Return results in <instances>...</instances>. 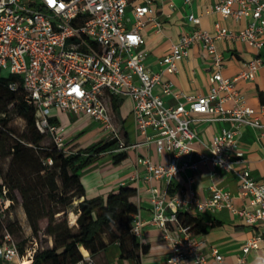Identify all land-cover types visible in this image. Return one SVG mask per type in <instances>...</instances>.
Segmentation results:
<instances>
[{
	"label": "built area",
	"instance_id": "built-area-1",
	"mask_svg": "<svg viewBox=\"0 0 264 264\" xmlns=\"http://www.w3.org/2000/svg\"><path fill=\"white\" fill-rule=\"evenodd\" d=\"M189 3L190 0H184ZM131 7L132 21L127 25L126 10ZM212 10L223 17L251 20L239 31L214 24L210 33L198 27V17L188 14L192 24L172 43L169 51L158 63V71L145 65L146 49L141 33L146 18L154 13L153 0H0V74L18 76L26 94V100L35 109V125L47 134L54 145L67 151L63 137L64 128L50 121L51 110L83 115L102 124L117 138L110 152L136 149L140 144L155 143L156 151L170 154L168 163H154L149 157L136 154V164L142 165L148 177L170 181L185 170H196L200 163L233 173L239 180L240 193L249 196L253 209L236 207L228 191L214 187L210 196L201 201L192 189L188 197L171 196L156 190L150 198L151 223L162 230V238L170 245L165 264H227L215 247L210 248L213 263H208L201 251V240L189 225L178 221L180 206L189 205L197 211L226 207L245 224H260V231L247 238L241 254L234 264H244L245 256L264 240V184L257 183L248 167L237 166L234 155L239 152L238 135L241 127L262 126L260 115L264 105L255 110L245 102L244 95L235 86L237 79H252L257 69L264 67V59L258 55L246 63V68L233 77L222 74L223 56L216 51L214 40L236 39L255 47L264 46L259 35L264 33V0H219ZM157 30L160 22L154 21ZM200 43L210 55L213 67L211 86L206 94L192 95L176 91L171 80H163V74L177 71V61L189 54V48ZM159 86L164 94L177 99L176 104L166 105L154 92ZM128 96L136 138L132 142L122 140L113 126L108 102L113 97ZM230 101V106L224 103ZM230 122L222 127L208 145L204 154L194 143L200 138L193 128L199 120ZM48 164L52 163L47 158ZM192 182V177L187 178ZM0 197L1 216L11 204ZM167 208L170 209L167 212ZM144 221L139 211L131 215L130 231L140 239ZM38 246L31 237L29 248L20 253L17 240L4 231L0 240V260L12 264H29ZM73 264H96L93 256L81 248V258Z\"/></svg>",
	"mask_w": 264,
	"mask_h": 264
},
{
	"label": "crops",
	"instance_id": "crops-1",
	"mask_svg": "<svg viewBox=\"0 0 264 264\" xmlns=\"http://www.w3.org/2000/svg\"><path fill=\"white\" fill-rule=\"evenodd\" d=\"M138 0H134L137 2ZM219 0H153L154 13L151 18H146V25L141 33L144 38L146 49L145 65L151 71H158L159 59L165 55L172 43L193 26L187 20V15L192 13L198 17V27L204 31L213 33L214 24L217 22L228 29L239 31L245 28L251 20L250 16L235 19L231 16L223 17L219 12L212 10V6ZM128 18L127 25L132 21V11L129 6L126 10ZM154 21L160 22V29L154 25ZM259 39L264 41V33L259 35ZM216 51L223 56L222 74L226 77H233L246 68V63L259 56L264 59V46L259 52L246 42L236 39L218 38L214 40ZM213 67L210 63V55L202 48L200 43H194L189 48V54L182 60L177 61V71L172 74H163V80H171L176 91L186 94L202 95L206 94L211 86L210 77ZM235 86L245 97L247 105L258 110L264 105V67L257 69L252 79H237ZM154 92L161 96L166 105H174L177 99L171 95L164 94L159 86L154 88ZM121 103L117 110L113 109L112 99L108 102V109L111 118L116 117L113 123L119 137L132 142L141 136H136L134 122L131 114L132 102L128 96H120ZM225 106H230L231 102L226 101ZM113 116V117H112ZM55 123L64 128L63 137L67 145L78 147L77 140L67 138L66 133L78 125L79 119H83L82 126L89 124L87 135L95 139V142L105 139L109 134L102 124L90 120L83 115H76L70 112H63L56 108L51 110V116ZM199 120L193 122V128L200 140L194 143L195 148L209 153L208 145L213 136L222 127L230 128V122L205 121L201 120L205 115H196ZM113 120V119H112ZM261 127L254 128L243 126L238 135L239 152L233 159L237 160V166L248 167L257 183L264 184V115H260ZM71 127V128H70ZM133 153L119 162L113 161L114 152H103L99 157L80 170V179L85 190V196L92 198L105 196L116 191L121 185H130L136 189L135 202L138 206L140 217L145 222L142 229L141 238L126 239L123 246L119 241H110L107 236H103L106 242L105 247L93 254L96 264H165L170 253V245L162 238V230L151 223L152 210L150 198L154 191L165 193V200L171 196L188 197L189 188L195 196L203 201L207 199L214 187L228 191L232 197V203L236 207H246L253 209L249 196L242 195L239 189V180L231 172L220 170L210 163H200L196 170H185L173 177L169 182L165 179H155L148 177L147 171L142 165L136 164V154L147 156L154 163L166 164L170 154L167 151L158 153L155 143H142ZM192 177V182L187 178ZM82 199H77L79 202ZM76 205L77 203H73ZM76 210V208H75ZM179 211L189 212L199 215L205 224V232L195 233L201 240V251L206 255L208 263H213L210 255V248L215 247L222 254L225 263L234 264L241 254L244 241L252 235L259 233L260 224L248 225L237 215L231 213L226 207L219 209H206L202 212L194 207L183 205ZM170 211L169 208L166 210ZM76 215V214H75ZM15 216L18 218L25 235L30 234L25 213L20 202ZM69 220L70 224L75 222ZM213 223V225H212ZM52 242L49 240V245ZM131 251V255L124 254ZM244 264H264V240L260 241L258 247L251 249L245 256Z\"/></svg>",
	"mask_w": 264,
	"mask_h": 264
},
{
	"label": "trees",
	"instance_id": "trees-1",
	"mask_svg": "<svg viewBox=\"0 0 264 264\" xmlns=\"http://www.w3.org/2000/svg\"><path fill=\"white\" fill-rule=\"evenodd\" d=\"M120 103V98H112L113 109L117 110ZM10 113L23 121L20 132L10 124ZM50 121L55 120L50 117ZM46 136L49 138L35 125V109L27 102L18 76L0 74V197L5 188L4 196L11 200L3 217L0 212V240L4 231L13 236L22 232L18 218H8L18 197L32 234L37 235L39 221L46 219L43 233L52 238L51 245L37 246L29 264H73L81 258V248L92 256L102 250L106 245L105 235L110 241H119L123 248L128 238L136 242L130 231L131 215L138 210L134 199L136 189L121 185L105 196L87 198L80 179V170L103 152H110L117 138L101 140L85 148L70 145L64 151L50 138L43 143ZM132 153V150L115 152L113 161L119 162ZM47 158H51V164L46 162ZM4 164L6 166L2 167ZM74 201L76 218L74 224H70L66 208ZM177 218L194 233L205 232L199 215L178 210ZM27 237L35 238L30 234ZM18 247L22 253V248ZM124 254L132 253L124 249ZM0 264L12 263L0 260Z\"/></svg>",
	"mask_w": 264,
	"mask_h": 264
},
{
	"label": "rangeland",
	"instance_id": "rangeland-1",
	"mask_svg": "<svg viewBox=\"0 0 264 264\" xmlns=\"http://www.w3.org/2000/svg\"><path fill=\"white\" fill-rule=\"evenodd\" d=\"M2 75H7L8 74V70L4 69L1 71ZM113 117V116H112ZM9 119H10V124L18 131L20 132V129L22 127L23 121L17 117L14 113H10L9 114ZM112 122L114 123L115 121H117L116 117L114 116L112 118ZM83 119H79L78 121V125L74 126L73 128H71L67 133H66V137L72 138V140H77V144L79 148H85L91 144L94 143L95 139L92 137H89V135H87L89 128V124H86L85 126L81 125L83 124ZM107 139H111V134H109L105 139L103 140H107ZM49 141V138L46 136L44 137V139L42 140L43 143H47ZM5 163V162H4ZM6 164L2 165V167H5ZM74 202H72L67 208H66V218L67 220L71 221L73 220V218L76 216V205L73 204ZM18 204H19V198L17 197V201L14 203L12 209H11V214H9L10 219L15 218V214H16V210L18 208ZM57 216L59 217L60 215L57 214ZM69 221V223H70ZM47 220L46 219H42L39 221V226H40V231L37 233V235H33L32 232L30 231V236H34L35 239L37 240L38 246L39 247H47L49 246V240H51L52 242V238L48 237L46 234L43 233V227L45 226ZM74 224V223H72ZM15 239L17 240L18 245L22 248V253H25L26 249L29 248L30 245V240L31 237H27V235H25V233L23 232H19L14 234ZM30 239V240H29Z\"/></svg>",
	"mask_w": 264,
	"mask_h": 264
},
{
	"label": "snow or ice",
	"instance_id": "snow-or-ice-1",
	"mask_svg": "<svg viewBox=\"0 0 264 264\" xmlns=\"http://www.w3.org/2000/svg\"><path fill=\"white\" fill-rule=\"evenodd\" d=\"M50 2H52V0H50Z\"/></svg>",
	"mask_w": 264,
	"mask_h": 264
}]
</instances>
